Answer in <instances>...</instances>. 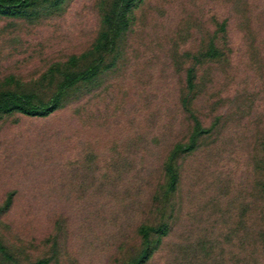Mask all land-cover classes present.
I'll return each mask as SVG.
<instances>
[{"label":"rangeland","instance_id":"obj_1","mask_svg":"<svg viewBox=\"0 0 264 264\" xmlns=\"http://www.w3.org/2000/svg\"><path fill=\"white\" fill-rule=\"evenodd\" d=\"M2 98L0 264H264V0L0 4Z\"/></svg>","mask_w":264,"mask_h":264},{"label":"trees","instance_id":"obj_2","mask_svg":"<svg viewBox=\"0 0 264 264\" xmlns=\"http://www.w3.org/2000/svg\"><path fill=\"white\" fill-rule=\"evenodd\" d=\"M30 3H31V0H0L1 5L25 6V5H29ZM12 12L16 13V10H13ZM18 108L30 114L38 113L37 109H33L30 107H22L17 103V101H14L13 99L7 100L6 98H2V100L0 101V110L12 111ZM0 249L4 250V247L1 244H0ZM34 264H46V261L39 260L35 262Z\"/></svg>","mask_w":264,"mask_h":264}]
</instances>
